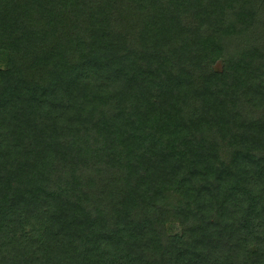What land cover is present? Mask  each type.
Wrapping results in <instances>:
<instances>
[{
  "label": "trees",
  "instance_id": "obj_1",
  "mask_svg": "<svg viewBox=\"0 0 264 264\" xmlns=\"http://www.w3.org/2000/svg\"><path fill=\"white\" fill-rule=\"evenodd\" d=\"M255 8L0 0V264H264Z\"/></svg>",
  "mask_w": 264,
  "mask_h": 264
},
{
  "label": "rangeland",
  "instance_id": "obj_2",
  "mask_svg": "<svg viewBox=\"0 0 264 264\" xmlns=\"http://www.w3.org/2000/svg\"><path fill=\"white\" fill-rule=\"evenodd\" d=\"M212 1H215V0H212ZM255 3H256L255 10L253 12L250 11V14L247 16V18H250L253 14H255L254 17L257 18V20L259 19V21L262 22L264 21V4H263L264 0H255ZM125 9L126 8H123L124 11ZM128 9H130L131 14L136 11V7H133L132 5L128 7ZM225 14L227 16L229 15L230 17L236 16V14L233 11H228V10L225 11ZM1 26L2 25H0V41L4 43H9L10 41L9 34L4 30V27L2 29ZM263 33H264V29H263ZM254 45H257V43ZM10 58H11L10 49L7 46L0 45V68H6L10 64Z\"/></svg>",
  "mask_w": 264,
  "mask_h": 264
}]
</instances>
